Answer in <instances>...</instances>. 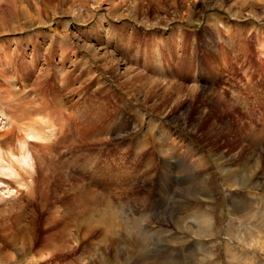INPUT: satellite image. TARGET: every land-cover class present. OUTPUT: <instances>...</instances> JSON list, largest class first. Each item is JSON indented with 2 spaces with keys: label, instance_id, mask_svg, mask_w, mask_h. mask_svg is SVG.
<instances>
[{
  "label": "rangeland",
  "instance_id": "374dc122",
  "mask_svg": "<svg viewBox=\"0 0 264 264\" xmlns=\"http://www.w3.org/2000/svg\"><path fill=\"white\" fill-rule=\"evenodd\" d=\"M0 158V264H264V0H0Z\"/></svg>",
  "mask_w": 264,
  "mask_h": 264
},
{
  "label": "bare ground",
  "instance_id": "6f19581e",
  "mask_svg": "<svg viewBox=\"0 0 264 264\" xmlns=\"http://www.w3.org/2000/svg\"><path fill=\"white\" fill-rule=\"evenodd\" d=\"M16 15V13L14 12V16ZM9 24H10V21H9ZM11 25V24H10ZM11 27V26H10ZM18 105V104H17ZM25 105V104H24ZM24 105L21 107V109H23V107H24ZM21 106V105H20ZM27 107V106H26ZM17 110H19V111H21V109L20 108H16ZM16 110V111H17ZM19 113V112H18ZM41 115V114H40ZM89 115H90V113H89ZM40 133H42V132H39V133H37V134H34V135H32L33 137H31V139H33V140H36L37 139V137H35V136H37L38 134H40ZM45 135V134H44ZM259 135V134H258ZM159 136H160V140L162 139V137L163 136H165V131H161L160 132V134H159ZM92 138V137H91ZM48 141V140H47ZM46 145V144H45ZM48 150V149H47ZM195 159V158H194ZM0 160H2L1 158H0ZM6 161H8V160H6ZM10 166V165H9ZM187 166V165H186ZM198 166V165H197ZM191 167L189 166V169H190ZM196 168V167H195ZM2 169V168H1ZM4 169V168H3ZM24 169V168H23ZM3 172H4V170H2ZM165 171V170H164ZM13 172H14V170H13ZM4 173H7V171L6 172H4ZM168 173V172H167ZM12 174V173H11ZM10 174V172L9 173H7V174H4L5 176H8L9 178H11L12 176H14V174H17V173H13L12 175ZM165 174V173H164ZM164 174H163V179H164ZM168 175V174H167ZM186 176H187V174H186ZM204 176L205 175H197V176H195V177H190V176H187V180H185L186 181V183L187 184H190V182L192 181L193 183H195V185L196 186H198V190H201L202 192H209V193H211V185H210V187H209V180H210V178H204ZM17 177V176H16ZM190 177V180L188 179ZM9 178H2V180L0 181V188L2 189V192L3 193H5V194H9L10 193V191L7 189V187L8 186H6V183L8 182V180H9ZM170 178V177H169ZM171 179V178H170ZM195 181V182H194ZM168 182V181H167ZM196 188V187H195ZM162 189H163V192L166 194L168 191V189L167 190H165V188H164V186H162ZM208 189V190H207ZM195 190V189H194ZM174 193V192H173ZM188 193H190V192H188ZM197 193V192H196ZM208 193V194H209ZM168 194V193H167ZM166 194V195H167ZM187 194V193H186ZM179 196H181V195H179ZM187 196H188V194H187ZM260 196V195H259ZM7 198H9V195H7ZM166 198V197H165ZM187 198V197H186ZM193 198V197H192ZM259 198V197H258ZM258 198H257V201H259L258 200ZM262 199V198H261ZM185 200V199H184ZM184 200H182V201H184ZM187 200H189V199H187ZM181 200H178V202L181 204V209H183V208H185V205L183 204V202H182ZM178 202H176V203H178ZM263 202H264V200H263ZM107 204V210H108V212H110V214H108L107 216L105 215V217H104V219H108V223L107 224H109L110 226H111V224H113L112 225V229H110L111 230V233L109 234V236H111L112 238V241H111V246H112V248L113 247H115V250H116V254H117V257L119 258V257H124V256H128V254H127V252L125 251V249L121 246V241L119 240V239H116L117 238V232H118V227L117 226H115V221L112 219V216H114L115 214H113L112 213V211H111V203H106ZM189 204V203H188ZM253 204H254V202L252 201L251 202V204H248L247 206H245L246 207V210H249V209H252L253 210ZM236 207L237 208H240V206H238V205H236ZM242 207V206H241ZM243 208V207H242ZM241 209V208H240ZM252 210H250V213H252L253 211ZM196 212V211H195ZM198 212V211H197ZM250 213H246L244 216L245 217H247V216H249V214ZM178 215H181V214H178ZM157 217V216H156ZM190 218V217H189ZM103 219V220H104ZM194 219V218H193ZM151 220H153V219H151ZM194 220H196L198 223H199V227H200V229H203L202 231H200V235L202 236V237H205V236H207L209 233H210V231H212V225H213V219L209 216V214L208 215H206L205 213H204V215H202V216H199L198 218H196V219H194ZM105 221V220H104ZM196 222V223H197ZM153 225L156 227V230H154L155 232H158V236L159 237H162V236H166V237H170V235L172 234V232H171V230H168V229H166V228H162L163 227V225L164 226H166V224H170V225H172V223L171 222H165V221H162V220H160V219H155L153 222ZM187 223H188V221H187ZM105 224V223H104ZM129 224L131 225V227H129ZM173 224L174 225H182L183 224V218L182 217H180V218H178V219H176L174 222H173ZM184 227V226H183ZM190 227V226H189ZM127 228H128V232L129 233H131V232H133V231H135V232H137L138 234L142 231L141 230V228H140V224H138V222H133V223H128L127 224V226H126V230H127ZM194 229V228H193ZM199 229V230H200ZM214 229V228H213ZM177 230V229H176ZM154 232V233H155ZM127 233V232H126ZM128 234V233H127ZM137 234V235H138ZM130 235V234H129ZM135 235V234H134ZM212 235H213V233H212ZM106 237V236H105ZM200 241V240H199ZM198 244H196V246H197ZM200 247H202L201 245H200ZM196 248H198V247H196ZM203 248V247H202ZM205 249V248H204ZM226 250H227V252H228V254L229 253H232L233 251H231V250H229L228 248H227V245H226ZM203 251H205V250H203ZM208 253H209V251H208ZM233 254H234V252H233ZM147 256V255H146ZM148 257V256H147ZM121 261V260H120ZM98 262V261H97ZM171 263H173V264H177L176 263V261H175V259H174V261L173 262H171ZM233 263H235V262H233Z\"/></svg>",
  "mask_w": 264,
  "mask_h": 264
}]
</instances>
